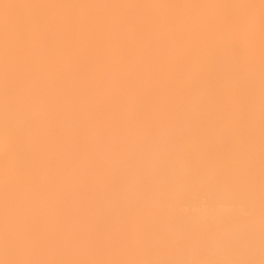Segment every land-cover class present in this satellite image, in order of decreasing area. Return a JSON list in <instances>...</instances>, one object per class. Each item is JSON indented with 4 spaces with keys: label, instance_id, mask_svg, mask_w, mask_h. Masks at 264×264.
<instances>
[{
    "label": "bare ground",
    "instance_id": "obj_1",
    "mask_svg": "<svg viewBox=\"0 0 264 264\" xmlns=\"http://www.w3.org/2000/svg\"><path fill=\"white\" fill-rule=\"evenodd\" d=\"M260 150L264 151V0H0V228L11 215L32 217L51 211H146L150 224L154 212L170 211L166 217L171 214L170 219L183 222L180 226L185 225V233L190 231L184 224L188 219L194 225L207 224L205 230L222 226L218 225L221 221L238 222L241 211L228 209L243 199L231 197H242L231 194L232 185L235 193L236 188L241 189L236 185L240 177L237 167L264 166V155L257 154ZM188 163L205 165L202 175L208 165L223 167V171L228 165L226 172L231 169V175L236 166L237 181L231 180L235 183H230L231 189L227 184L220 188L224 184L217 186L214 180L209 187L206 179L211 177L205 176L209 172L215 175L218 169L207 171L202 179L209 188L205 191L203 181L205 192L201 193L197 186L202 180L200 177L198 183L196 177L197 189L190 192L194 197L200 193L193 197L196 201L191 198L194 205L188 201V183L192 182L188 181ZM252 171L247 172L249 177L241 174L239 183L248 178L243 185L251 187ZM226 172H220L218 180H226ZM145 178L149 186L155 180L149 189L138 186L137 179ZM137 192L148 196L145 199L151 195L150 204L170 206L147 205L148 200ZM202 194L207 198L205 203L201 198V203L212 204L209 211L200 205ZM245 203L243 209L251 211L252 203L249 207ZM165 206L168 209L163 210ZM186 207L190 212L183 210ZM166 217L161 219L164 224L170 222ZM248 219L237 223L236 235L226 231L232 225L225 230L220 227L211 234L212 239L196 247L210 253L209 260L202 259L204 264H225L226 258L227 264H234V259L242 264L245 261L233 257H254L249 249L257 236L264 237V225ZM169 228L163 232L151 229L158 232V237L152 234L161 246L177 240ZM2 238L0 246H11L6 244L10 239L5 242ZM244 238L253 239V245L249 241L244 245ZM257 247L251 249L262 256L257 255L255 263V253L248 262L264 264V245ZM188 252H172L165 263L198 264L188 259ZM3 258L0 262L8 263L10 258Z\"/></svg>",
    "mask_w": 264,
    "mask_h": 264
},
{
    "label": "rangeland",
    "instance_id": "obj_2",
    "mask_svg": "<svg viewBox=\"0 0 264 264\" xmlns=\"http://www.w3.org/2000/svg\"><path fill=\"white\" fill-rule=\"evenodd\" d=\"M259 152H261V153H259ZM257 154H262L261 156H263L264 155V151H262V150H260V151H258V153ZM194 163H191V164H189L188 163V175L189 174H191L190 175V177L188 176V181H191L192 180V182H194L195 180L196 181H198V183L199 182H201V180H202V183L200 184L199 183V185H198V183H196V182H194V183H192V182H190V183H192V184H194V186H192L190 183H188V185H190L191 186V188L190 189H188V191H189V193H190V200H188L189 202L191 201V198L192 199H196V196H198L199 195V193H196V194H198V195H196L195 197L193 196V194L190 192L191 190H192V188L193 189H197L196 187H195V184L196 185H198L197 187H200V191H201V193H203V192H205L207 189V185L209 184V187H211V184H213L212 182H213V180H214V184L215 185H217V186H220L221 185V183H223L224 185H221L220 186V188L222 187V186H225L226 184V186H230L231 187V185L232 184H235V183H231V180H232V182H235V181H237V178H236V176H235V173H237L238 174V172H236V166H233V171L235 172L234 174L232 173V175L235 177V179H234V177L232 178V175L231 174H229L230 172H232L231 171V169H229L230 171H229V173H227L228 172V165H224L225 167H224V169L225 168H227L225 171H223V165H220V168L222 169V170H220V169H218L219 167H217L216 166V168H215V166L214 165H208V166H206V170H204L203 171V175H207V174H209V175H207V176H205V177H207V178H210L209 180L208 179H206L205 177L203 178V175H202V172L200 173V171H202L203 170V166H205V165H203L202 166V164H198V166H197V164L195 163V167H193L194 165H193ZM219 166V165H218ZM248 166V165H247ZM261 166V167H260ZM263 165H249L248 167H243V166H238L237 167V171H238V168H240L239 169V172H240V174H238L240 177H238V180H239V182H240V180H242V178H241V174H242V172H243V168H244V170H245V168H246V170L245 171H252V170H254V168H255V170L254 171H252V175L250 174V179H252V183L251 182H248V184L249 185H251V187L250 186H248V185H243V184H247L245 181H247L248 180V178H247V180L245 179V180H243V181H241L242 182V184L241 183H239L238 182V184H241V185H243L244 186V188L242 187V186H240V185H238V184H236L238 187H241V189H237L236 188V191L238 190V193L236 192L235 193V189L233 188V187H235V185L233 186L232 185V192H231V194L233 195V194H237V196H240V195H242V197H237L236 198V195L235 196H231L234 200H239L240 198H243L242 200L244 201V203L246 202V203H248L246 206H248L249 207V204L250 203H252L251 205H252V207H251V205H250V207L253 209H255L254 211L251 209V211H252V213H251V211H249V210H247V209H243V205H244V203H243V201L242 200H239L240 202L237 204V202H234V203H236V204H232L233 205V207H231L230 205H228V206H230L228 209H237V211H243L242 212V214H241V212L239 213V218L240 219H238V222L240 221V222H245L244 221V219L245 218H247L248 219V217H249V214H250V216H257L258 214V217L259 216H262V214H263V216H264V213H262V212H264V198L263 197H261L262 195H264V187H262V186H264V166L262 167ZM192 167V168H191ZM198 169H197V168ZM201 167V168H200ZM209 167V168H208ZM230 168L232 167V166H229ZM243 167V168H242ZM126 168V167H125ZM124 168V169H125ZM251 168V169H250ZM260 168H262V170H260ZM194 169V170H193ZM196 169V170H195ZM200 169V170H199ZM205 169V168H204ZM216 169H218L217 170V173H215V175L212 173H210L209 171H211V172H216ZM192 170V171H191ZM220 170V172H224V173H222V175L224 174L225 175V172L227 173V174H229V175H231V177L230 176H227V174H226V176L224 177V176H222V178L224 177V178H227L226 180H218L219 179V177H220V174L218 173V171ZM242 170V171H241ZM258 170L260 171V172H262L263 173V175L260 173H258ZM191 171V172H190ZM206 171V172H205ZM207 171L209 172V173H207ZM244 171V175L245 176H247V177H249L248 175V173H250V172H245ZM198 173H200V175H202V176H200ZM207 173V174H206ZM216 174H219V176L218 175H216ZM243 174H242V176H243ZM253 174H254V176H253ZM256 174H258V175H260V176H256ZM212 175V176H211ZM209 176V177H208ZM213 176H214V178H213ZM245 176H243V177H245ZM252 176V177H251ZM262 176V177H261ZM197 177V178H196ZM201 177V178H200ZM215 177H217V178H215ZM228 177H229V179H228ZM196 178V179H195ZM199 178L201 179V180H199ZM206 179V181H208V184H207V182L205 181V180H203V179ZM231 178V179H230ZM241 178V179H240ZM254 178H256L255 180L256 181H254ZM140 179V178H139ZM154 178H152V180H153ZM195 179V180H194ZM198 179V180H197ZM215 179H217V181L215 182ZM260 179V180H259ZM143 180L144 179H142V180H140V181H142L143 182ZM145 180H146V178H145ZM144 180V181H145ZM152 180H150V182H152L151 184H150V186H149V179L147 178V180L144 182V183H140V181L138 182V179H137V183H139L138 184V186L139 185H142V186H140V188H143V189H145L146 187L148 188H150V187H152L151 185L152 184H154V181H152ZM210 180H212L211 181V183H209V181ZM229 182H228V181ZM203 181H204V187H205V185H206V187H205V191H204V187H203V189H202V184H203ZM227 183H226V182ZM259 181V182H258ZM146 182H148V184L146 183ZM218 182V184H216ZM245 182V183H244ZM263 182V183H262ZM136 183V184H137ZM206 183V184H205ZM220 183V184H219ZM230 183H231V185H230ZM257 183H259V184H257ZM148 185V186H146V185ZM254 184V185H253ZM143 185H144V187H143ZM262 185V186H261ZM236 186V187H237ZM246 186H247V188H246ZM260 186V187H259ZM195 187V188H194ZM208 187V188H209ZM213 187V186H212ZM229 187V188H230ZM255 187V188H254ZM148 188V189H149ZM189 188V187H188ZM217 188V190H218V187H216ZM215 188V189H216ZM228 188V189H229ZM251 188V189H250ZM253 188H254V190H253ZM212 189H214V188H212ZM226 189V188H225ZM231 189V188H230ZM243 189H245L246 190V192L244 191L243 192ZM249 189H250V191H249ZM258 189V190H257ZM222 190V189H221ZM227 190V189H226ZM249 192H248V191ZM194 191H196V190H194ZM228 191H230V190H228ZM241 191V192H240ZM193 192V191H192ZM252 192V193H251ZM255 192V193H254ZM260 192H263V193H260ZM139 192H137V195H139L138 194ZM209 193V192H208ZM208 193H205L204 195H207ZM252 195H254V196H252ZM194 194H195V192H194ZM239 194V195H238ZM244 194V195H243ZM259 194V195H258ZM141 193H140V195H139V197H141ZM144 195V194H143ZM209 196H210V194H208ZM208 196V197H209ZM244 196L246 197V199H248V200H252L251 202L249 201V202H247L248 200H246L245 198H244ZM250 196V197H249ZM256 196H258L257 198H256ZM146 198V197H148V196H143V197H141V199L142 198ZM150 197H151V195H150ZM149 197V199H145L144 198V200H145V202H146V200H148L146 203H147V205H149L150 203V200H151V198ZM194 197V198H193ZM199 197V196H198ZM203 199V202H204V198H207V197H203V194H202V196L200 197V198H198L199 199V201H200V203H201V201H202V199ZM252 198V199H251ZM256 198V199H255ZM260 198V199H259ZM156 199V198H155ZM155 199H154V197H153V200H154V202H156L155 201ZM194 199V200H195ZM201 199V200H200ZM211 199V198H210ZM209 199V200H210ZM233 199H230V201L231 200H233ZM246 201H245V200ZM253 199H255L254 201H253ZM208 200V201H209ZM152 201V200H151ZM196 201V200H195ZM194 201V202H195ZM144 201H143V203L144 204H146ZM211 202V201H210ZM210 202H209V204H210ZM213 202V201H212ZM232 202V203H233ZM243 203V205H242V210L241 209H239V208H241V205H240V203ZM149 203V204H148ZM153 203V202H152ZM151 203V204H152ZM158 203V202H157ZM157 203H155V204H152V206H155V207H157L158 208V206H164V205H167V204H165V202H163L162 204H157ZM161 203V202H160ZM190 203H192V204H194L195 205V203H193V201H191ZM198 203V202H197ZM205 203V202H204ZM204 203H201L200 205H202L203 204V206L202 207H204L203 209H204V211H206V209H208V211H209V208L211 207V205H210V207L207 205L208 204V202H207V206H204ZM245 203V204H246ZM254 203V204H253ZM150 204V205H151ZM191 204V205H192ZM199 204V203H198ZM238 205L240 206V207H238ZM259 205H260V208H259V210H258V207H259ZM263 205V206H262ZM168 206H170L169 204H168ZM189 206V205H188ZM219 206V205H218ZM224 205H222V208H224L223 207ZM227 206V207H228ZM245 206V205H244ZM253 206H255V207H253ZM166 207V206H165ZM190 207H192V206H190ZM194 207H198V206H193V209H196V208H194ZM217 207V206H216ZM220 208H221V206H219ZM247 207V208H248ZM263 207V208H262ZM164 208V207H163ZM218 208V207H217ZM245 208V207H244ZM262 208V209H261ZM166 209H168V207H166L165 209H163V210H166ZM170 209V208H169ZM186 209H188L187 207L186 208H184L183 210L185 211ZM211 209H212V207H211ZM210 209V210H211ZM227 208H226V210H228ZM191 211H192V209H190ZM197 210V212L198 211H201L200 210V208L198 207V209H196ZM195 210V211H196ZM245 210L247 211L246 213L247 214H245L244 212H245ZM188 211H189V209H188ZM248 211H249V214H248ZM258 211V212H257ZM260 211V212H259ZM52 212H53V215H52ZM57 211H51V214H50V212H41V213H39L38 215L36 214V215H32V217H31V215L30 214H24V215H20V216H18V214H14L15 216H13V215H11L13 218H11V216H9V218L8 219H10L9 221H5V223H6V225H4L5 223H3L1 226V228H0V232L2 231V230H4V231H2L1 232V234H2V236H0V238H2L3 236L5 237V239H4V237L2 238V239H4V241L6 242L8 239H10V240H8L7 242H6V244L8 243V244H10L11 246H9L8 244V246H6L5 244H1L2 246H0V258H3L4 260H8V258H10L9 259V261H8V263L9 264H160V263H162V264H166L165 262H167V260L166 259H168L169 258V255H171L172 254V252L174 253V252H182V250H184L185 249V252L187 253L188 251V256H190L188 259L190 260V261H192V263L195 261V263H200V264H204L205 263V261H203L202 259H206V260H209V257H207V256H209V252L207 253V252H205V251H201V249L198 251V249L197 248H200L202 245H203V243H205L206 242V240L208 241V240H210V238L212 239V235L213 234H215L214 233V231L215 230H217L218 228H220L221 227V229H224V227H229L230 228V225H232V227H233V229L231 228V229H226V231H227V233L229 232V234H230V232H231V234H232V232H234L235 230H238L237 228H239V226H237V225H239V224H237L238 222H236L237 221V219H235V221H234V223H229L228 221L227 222H223V221H221L218 225H222V226H216V224L214 225V226H216V228L214 229L212 226V229H210L211 227H209V225L207 226V227H209V229L213 232H211L209 229H206L207 230V232H206V230L203 228V227H206V225L207 224H205V223H203V222H197V224H191V223H189V220L190 219H188V222H185L184 224H187L186 226H188V228L186 227L185 229H189L190 231L188 232L187 231V233H185L184 232V227H185V225L183 226V228L180 226V224H182L183 222H177L176 220L175 221H173L174 220V218L172 217V219H170L171 217V214L169 215V217H166L167 215H168V213H170V211L168 212H166V211H159V214H158V212L156 211V212H154V213H157L156 215L154 214V221H152V225L153 226H155V225H157L156 226V228L155 227H153V226H150L151 224L150 223H148L147 221H149L148 220V218L150 219V216H149V213H147L146 211H66V213L64 212V211H62V212H58V213H56ZM75 212V213H74ZM77 212V213H76ZM104 212V213H103ZM135 212V213H134ZM141 212H143V213H141ZM150 212V211H149ZM165 212V213H164ZM183 212V211H182ZM190 212V211H189ZM62 213V214H61ZM64 213V214H63ZM110 213V214H109ZM123 213V214H122ZM146 213V214H145ZM151 213H153V211L151 212ZM171 213H172V211H171ZM185 213H187V212H185ZM198 213H200V212H198ZM260 213H262V214H260ZM42 214V215H41ZM57 214H58V216H57ZM86 214V215H85ZM148 214V215H147ZM162 216H161V215ZM163 214H165V217L168 219H170V222L167 224V222L164 224V222L162 221L163 219H165V217H163L164 215ZM172 214H174V213H172ZM193 214V212L191 213V214H189L188 216L190 217V215H192ZM49 217H48V216ZM51 215V216H50ZM61 215H63V216H61ZM67 215V216H66ZM105 215H107V216H105ZM123 215V216H122ZM139 217H138V216ZM140 215H141V217H140ZM243 215H245L244 217H243ZM16 216H17V218H16ZM24 216H26V217H24ZM36 218H35V217ZM39 216V217H38ZM66 216V217H65ZM85 216V217H84ZM144 216V217H143ZM147 216V218H145ZM152 217H153V215H151ZM262 216V217H263ZM41 217V218H40ZM52 217V218H51ZM57 217H58V219H57ZM80 217H81V219H80ZM82 217H84V218H82ZM107 217V218H106ZM253 217V219H251V217H249V219L248 220H250L251 219V222H254V223H257L258 221L261 223V224H263L264 225V217L262 218V217ZM20 218H21V221H20ZM50 218H51V220H50ZM66 218H68V219H66ZM79 218V219H78ZM137 218V219H136ZM141 218V219H140ZM143 218V219H142ZM256 218V219H255ZM7 219V220H8ZM18 219V220H17ZM25 219V220H24ZM31 219V220H30ZM42 219V220H41ZM85 219V220H84ZM95 221H94V220ZM122 219V220H121ZM145 219H147V220H145ZM152 220H153V218H151ZM162 219V220H161ZM168 219V220H169ZM192 219H194V218H192ZM255 219V220H254ZM12 220V221H11ZM55 220H56V222H55ZM78 220V221H77ZM91 220V221H90ZM116 220H117V222H116ZM119 220V221H118ZM146 222V223H144V221ZM242 220V221H241ZM247 220V221H248ZM10 221H11V223H10ZM13 221H15V222H13ZM20 221V222H19ZM51 221V222H50ZM73 221V222H72ZM81 221V222H80ZM129 221V223L128 224H125V223H127ZM142 221H143V223L144 224H146V226H144V224L142 223ZM193 221V220H192ZM226 221V220H225ZM231 221H233L232 219H231ZM12 222L14 223V225L12 224ZM79 222V223H78ZM95 224H94V223ZM110 222V223H109ZM138 224H140V225H142L141 227H139V226H137V223ZM140 222V223H139ZM150 222V221H149ZM156 224H155V223ZM175 222V223H174ZM196 222V221H195ZM236 222V223H235ZM8 223H10V224H8ZM21 223V224H20ZM34 223V224H33ZM38 223V224H37ZM42 223V224H41ZM70 223V224H69ZM72 223H73V225H72ZM121 223V224H120ZM192 223H194V222H192ZM203 223V224H202ZM227 223H228V225H227ZM247 223V222H246ZM35 226H33V225ZM36 224V225H35ZM76 224V225H75ZM87 224V225H86ZM131 224V225H130ZM147 224H149V225H147ZM175 224V225H174ZM189 224V225H188ZM191 224V225H190ZM213 224V223H212ZM233 224H234V226H233ZM244 224V223H243ZM42 225V227H40ZM57 225V226H56ZM59 225V226H58ZM75 225V226H74ZM107 225V226H106ZM109 225H110V227H109ZM129 225V226H128ZM192 225H194V227H193V229H192ZM46 226V227H45ZM135 226V227H134ZM144 226V227H143ZM151 228H150V227ZM166 226H167V228H166ZM190 226V227H189ZM198 226H200L199 227V229H196V228H198ZM116 227V228H115ZM120 227V228H119ZM122 227V228H121ZM124 227H125V229H124ZM131 227V228H130ZM145 227H147V228H150V230L148 231L147 230V228H145ZM157 227H158V229H157ZM170 227V228H169ZM196 227V228H195ZM202 227V228H201ZM235 227H237V228H235ZM2 228H4V229H2ZM8 228H9V230H8ZM17 228V229H16ZM28 228H29V230H28ZM48 228V229H47ZM129 229V230H127V229ZM142 228V229H141ZM145 228V229H144ZM154 229V231H160V229H162V231L161 232H163V230H168V228H169V230L171 229L172 231H170V233L172 234V235H176L175 237L177 238V240L176 239H174V240H172L171 242H165L166 244L168 243L169 244V246L168 245H166L165 243H163L162 242V246H161V244H158V240H157V238L155 239V240H157L156 242H154L155 240H154V238H155V236H153V234L152 233H154V232H151V229ZM164 228H166V229H164ZM73 229V230H72ZM75 229H76V231H75ZM79 231H78V230ZM98 229V230H97ZM110 229L112 230L111 232H110ZM123 229V230H122ZM153 229H152V231H153ZM182 229V230H181ZM194 230L195 231V229L196 230H199V232H196V233H192L193 231L192 230ZM224 229V230H225ZM16 230V231H15ZM36 230V231H35ZM39 230V231H38ZM62 230V231H61ZM68 230H70V231H68ZM209 230V231H208ZM219 230V229H218ZM47 231H48V233H47ZM72 231V232H71ZM124 233H123V232ZM127 231H129V234L128 233H126ZM151 232V233H148V232ZM181 231V232H180ZM261 231H262V229H261ZM18 232V233H17ZM40 232V233H39ZM44 232V233H43ZM53 232V233H52ZM77 232V233H76ZM78 232H79V235H78ZM96 234H95V233ZM146 232V233H145ZM161 232H159V233H161ZM238 232V231H237ZM237 232L235 231L234 232V234L236 235L237 234ZM46 233V234H45ZM56 233V235L54 236L53 234H55ZM69 235H68V234ZM94 233V234H93ZM108 233H109V235H108ZM113 233H115V234H113ZM117 233H118V235H117ZM138 233V234H137ZM156 233H158V232H155L154 234H156ZM178 233V234H177ZM198 233V234H197ZM259 233H262V232H259ZM0 234V235H1ZM21 234V235H20ZM36 234H38V236L36 235ZM58 234H60V235H58ZM61 234H63V235H61ZM98 234H100V235H98ZM110 234H113V235H110ZM148 234V235H147ZM152 234V235H151ZM184 234V235H183ZM197 236H196V235ZM203 234V235H202ZM212 234V235H211ZM42 235V236H41ZM66 235V236H65ZM86 235V236H85ZM98 235V236H97ZM115 235V236H114ZM117 235V236H116ZM147 235V236H146ZM149 235H151V236H149ZM157 235V234H156ZM206 235H208V236H206ZM11 236V237H10ZM36 236V237H35ZM40 236V237H39ZM51 236H52V238L53 239H51ZM83 236V237H82ZM114 236V237H113ZM129 236V237H128ZM153 236V237H152ZM200 236V237H199ZM206 236V237H205ZM257 235H255V237H256ZM22 237V238H21ZM28 237V238H27ZM49 237V238H48ZM62 237V238H61ZM75 237V238H74ZM113 237V238H112ZM124 237V238H123ZM141 237V238H140ZM148 237V238H147ZM150 237H152V238H150ZM157 237H158V235H157ZM181 237V239H179ZM203 237V238H202ZM209 237V238H208ZM254 236H252V238H253ZM254 237V238H255ZM260 237L262 238V236L260 235ZM6 238H7V240H6ZM19 238V239H18ZM32 238H33V240H32ZM83 238V239H82ZM84 238L85 239H89V241L88 240H86V241H84ZM111 238V239H110ZM185 238H187L188 240H184V241H182V239H185ZM195 238V239H194ZM253 238V239H254ZM257 238V239H256ZM254 240H255V242H254V245L252 244V241H254L253 239H251V241H249L250 239H248V241L250 242V245H253V246H251V248L252 247H255V244L258 246L257 248H259V249H261L259 246H262V245H264V237L262 238V240L261 239H259V237L257 236ZM14 239V240H13ZM40 239V240H39ZM74 239V240H73ZM98 239V241L96 242V240ZM109 240V242H107L108 240ZM123 239V240H122ZM125 239V240H124ZM135 239V240H134ZM142 239H146L147 241H146V243H144L145 245H146V247L144 248L143 246H144V244H143V241L144 240H142ZM240 239V238H239ZM245 239V238H244ZM244 239H242V243L244 244V245H247L248 244V241H246V239L244 240ZM15 240H17V241H19V240H21L20 241V243H18L17 241H15ZM28 242H27V241ZM32 240V241H31ZM45 240V241H44ZM52 240V241H51ZM53 240H55V241H53ZM68 242H67V241ZM71 240V241H70ZM76 240V241H75ZM126 240H128V241H126ZM178 241V244H177V242L176 241ZM192 240V241H191ZM10 241V242H9ZM12 241V242H11ZM34 241H36V242H34ZM67 243H66V242ZM88 241V242H87ZM140 241V242H139ZM165 241V240H164ZM197 241V242H196ZM201 241V242H200ZM257 241V242H256ZM258 241H260V243L262 242V245L260 244L259 245V243H258ZM78 242V243H77ZM82 242V243H81ZM121 242V243H120ZM126 244V245H123L124 243ZM145 242V241H144ZM147 242H149V243H151L150 245L147 243ZM187 242V243H186ZM189 242H190V244H189ZM192 242V243H191ZM203 242V243H202ZM38 243V244H37ZM46 243V244H45ZM64 243V244H63ZM69 243V244H68ZM71 243V244H70ZM73 243V244H72ZM87 244V245H85V244ZM135 243H137V244H135ZM202 243V244H201ZM15 244H16V246H15ZM53 244V245H52ZM63 244V245H62ZM84 244V245H83ZM127 244H131L130 246L129 245H127ZM158 244V245H157ZM171 244H174V245H172L171 247H170V245ZM176 244V245H175ZM188 244V245H187ZM5 245V246H4ZM18 245V246H17ZM65 245H66V247H65ZM74 245V246H73ZM79 245V246H78ZM82 245V246H81ZM112 245V246H111ZM118 245H120V246H122V247H120V246H118ZM135 247H134V246ZM149 245V246H148ZM166 245V247L165 248H168L169 247V249H165V248H163L164 246ZM178 245V246H177ZM198 245H200L199 247H198ZM249 245V246H250ZM13 246H15V247H13ZM59 246V247H58ZM71 246V247H70ZM77 246V247H76ZM81 246V247H80ZM85 246V247H84ZM115 246V247H114ZM118 246V247H117ZM125 246V247H124ZM127 246V247H126ZM132 246V247H131ZM153 246V247H152ZM156 246V248H154ZM177 248H176V247ZM190 246V247H189ZM249 246L247 247V248H249ZM7 247V248H6ZM9 247V248H8ZM13 247V248H12ZM18 247V248H17ZM23 247V248H22ZM61 247V248H60ZM79 247V248H78ZM92 247V248H91ZM180 249H179V248ZM186 247V248H185ZM197 247V248H196ZM11 248V249H10ZM17 248V249H16ZM25 248V249H24ZM32 248H34V249H32ZM62 248H64V249H62ZM111 248L113 249V251L115 250L116 252H113L112 250H111ZM120 248V249H119ZM134 248H136L135 250H134ZM174 248V249H173ZM188 248V249H187ZM191 248V249H190ZM192 248H193V250L195 251V252H193V250H192ZM249 249L250 250V252L252 251V253H253V256L255 257V253H258V254H256V257L254 258V257H252V255L250 254V257H248V256H246L245 258H239L240 257V255H235V257H233V258H238L240 261H245L244 263H242V264H246V262L248 263V264H254V262L253 261H250V262H248V260H252L251 259V257L252 258H254L253 260H255V259H257V255L258 256H260L261 255V253H260V251H258L257 249H255V250H253V249ZM24 249V250H23ZM30 249V250H29ZM46 249V250H45ZM119 249V250H118ZM123 249V250H122ZM127 249V250H126ZM163 249V250H162ZM174 251H173V250ZM26 250V251H25ZM41 250V251H40ZM56 250V251H55ZM81 250V251H80ZM126 250V251H125ZM159 250V252H157ZM166 250V251H165ZM180 250V251H179ZM188 250V251H187ZM6 251V252H5ZM11 251V252H10ZM16 252V254H17V256H16V254H14L13 252ZM18 251V252H17ZM23 251V252H22ZM74 251V252H73ZM79 251V252H78ZM118 251H120V252H118ZM123 251V252H122ZM167 251H169V253L167 252ZM204 252L205 253V257H204V255L203 254H201V252L198 254L197 252ZM262 251V250H261ZM21 252V253H20ZM26 252V253H25ZM52 252H53V254H52ZM71 252V253H70ZM96 252V253H95ZM126 252V253H125ZM150 253V252H152V253H150V254H147V253ZM164 252H166V254H164ZM171 252V253H170ZM184 252V251H183ZM191 252H193V253H191ZM11 253H13L14 254V256H12L13 254H11ZM27 255H25V254ZM28 253V254H27ZM110 253V254H109ZM120 253V254H119ZM157 253V254H156ZM163 253V254H162ZM195 253H197V254H195ZM260 253V254H259ZM5 254H7V255H5ZM49 254V255H48ZM51 254V255H50ZM56 254H57V256H56ZM114 256H113V255ZM119 254V255H118ZM159 254V255H158ZM200 254H201V256H200ZM24 255V256H23ZM54 255V256H53ZM120 255H122V256H124V258H122V256L120 257ZM143 256V257H139V259H138V256ZM147 255V256H146ZM164 257H163V256ZM196 255V256H195ZM212 255V254H211ZM2 256V257H1ZM7 256V257H6ZM20 256V257H19ZM29 256V257H28ZM69 256V257H68ZM198 256V257H197ZM238 256V257H237ZM262 256V255H261ZM28 257V258H27ZM34 257V258H33ZM65 257V258H64ZM83 257V258H82ZM86 257V258H85ZM117 257V258H116ZM199 257H201V259L199 260L198 258ZM212 257H213V255H212ZM212 257H210V261L211 260H213L214 259V257L212 258ZM11 258L13 259V260H11ZM16 258V259H15ZM21 258V259H20ZM57 258V259H56ZM67 258V259H66ZM73 258V259H72ZM97 258V259H96ZM101 258V259H100ZM212 258V259H211ZM233 258H231V259H233ZM248 258V259H247ZM260 258H262V257H259L258 259H260ZM52 259V260H51ZM62 259V260H61ZM82 259V260H81ZM103 259V260H102ZM110 259H111V261H110ZM114 259H115V261H114ZM130 259H132L131 261H130ZM154 259V260H153ZM157 259V260H156ZM195 259V260H194ZM204 259V260H205ZM231 259H229L231 262L230 263H232L233 261L235 262L234 264H238V262H236L237 260L236 259H234L233 261L231 260ZM245 259V260H244ZM247 259V260H246ZM41 260V261H40ZM85 260V261H84ZM89 260V261H88ZM95 260H97V261H99V262H96ZM129 260V262H127ZM158 260H160V261H158ZM196 260L198 261V262H196ZM226 260H227V263H229V261H228V258H226ZM238 260V261H239ZM13 261V262H12ZM14 261H16V262H14ZM134 261H136V262H134ZM152 261H155V262H152ZM189 261V262H190ZM261 261H263V260H261ZM4 262V261H3ZM12 262V263H11ZM69 262H71V263H69ZM90 262V263H89ZM110 262V263H109ZM158 262V263H157ZM209 262V261H208ZM211 262H213V261H211ZM257 261L255 260V263H256ZM0 263H2V262H0ZM6 261H5V264H8ZM191 263V262H190ZM210 263V262H209ZM226 262H225V264H227ZM2 264H4V263H2ZM233 264V263H232ZM239 264H241V262L239 263ZM262 264V263H261Z\"/></svg>",
    "mask_w": 264,
    "mask_h": 264
}]
</instances>
